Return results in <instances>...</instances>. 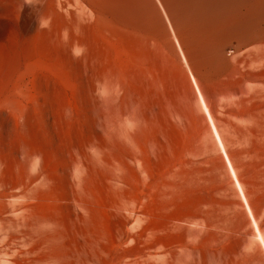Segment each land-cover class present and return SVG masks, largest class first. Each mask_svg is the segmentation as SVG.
<instances>
[{
  "label": "bare ground",
  "instance_id": "obj_1",
  "mask_svg": "<svg viewBox=\"0 0 264 264\" xmlns=\"http://www.w3.org/2000/svg\"><path fill=\"white\" fill-rule=\"evenodd\" d=\"M251 78L264 82V0H0V228L60 231L66 215L87 236L137 215L150 250L215 229V175L192 156L209 131L264 250V168L238 170L213 116L233 97L264 107L263 89L243 94ZM239 133L263 164L264 114ZM33 237L14 264L49 263L55 235Z\"/></svg>",
  "mask_w": 264,
  "mask_h": 264
},
{
  "label": "rangeland",
  "instance_id": "obj_2",
  "mask_svg": "<svg viewBox=\"0 0 264 264\" xmlns=\"http://www.w3.org/2000/svg\"><path fill=\"white\" fill-rule=\"evenodd\" d=\"M229 52L231 51L229 50ZM240 58L244 59L243 56ZM247 68H249L248 65ZM259 89L264 90V82L251 78L243 86V94L256 92ZM256 101L257 99L242 101L238 97H233L228 100H219L213 108V116L220 129L219 131H221L225 149L229 154L232 151H235L236 154L238 153L237 157H233V159H236V164L239 161L241 165L237 166V168L246 175L249 173H246L245 168H250L251 171L264 168V163L261 165L257 162L247 164L248 158L237 152L247 142L245 141L246 139L240 138V126H250L258 115L264 114V107H260V103ZM196 107L204 115L202 109L198 106ZM123 122L121 130L123 126L125 129L129 125L128 122L126 124L125 120ZM222 150L221 146L216 143L208 131L202 139V147L200 150H195L192 155H197L199 159L203 160L204 166L211 167L212 170L210 172L213 176L215 175L212 181L206 183V186L215 188V200L218 198L213 206L216 209L215 215L218 225L215 229L207 228L209 229L207 232L205 231L206 229L201 231L195 228L181 230L178 232L179 237L169 247L150 250L143 248L142 245L136 246V236L140 230L137 215L122 231L110 223L109 228H99L98 233H87V236L78 233L76 228H71L68 216L62 215V218L67 217L68 220L65 218V227L64 229L61 228L60 231L59 228H14L10 226L0 228V251L6 252L10 264H14L16 252L20 248L29 247L30 242L32 245L33 239L31 235H34L33 238L35 239L36 237L38 238L39 234L53 233L55 237L46 240L43 244L44 247L49 246L50 252H52V257L49 259L48 264H264V250L254 237V229L248 210L242 205V197L239 195L237 186L231 180L232 178L230 179L231 176L229 175L224 159V151ZM260 194H264L262 183L255 188L253 197L258 198L261 196ZM263 207L264 205L261 208L262 214H259V223L264 231ZM223 208H227V211ZM11 209L13 210L12 213L10 212ZM17 210L12 205H9L4 216L11 220H18L20 210ZM241 214L244 218H242ZM226 218L231 220L229 221ZM238 219L243 222H239ZM223 224L227 225L224 226ZM130 232H134V241L131 240V237H126L127 233ZM198 232L201 233L198 234ZM15 235L20 237L16 238ZM27 242H29V245ZM133 245L134 251L126 252V249L131 248ZM0 264L4 263L0 262Z\"/></svg>",
  "mask_w": 264,
  "mask_h": 264
}]
</instances>
